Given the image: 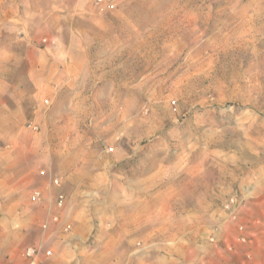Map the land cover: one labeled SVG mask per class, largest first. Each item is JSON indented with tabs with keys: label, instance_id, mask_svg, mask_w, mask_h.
Segmentation results:
<instances>
[{
	"label": "rangeland",
	"instance_id": "374dc122",
	"mask_svg": "<svg viewBox=\"0 0 264 264\" xmlns=\"http://www.w3.org/2000/svg\"><path fill=\"white\" fill-rule=\"evenodd\" d=\"M72 69L90 73L75 82L91 115L78 131L63 121L75 95L55 108L44 92ZM97 136L128 177L175 181L264 158V0H0V240L13 228L19 249L34 243L33 195L49 185L23 182L13 198L6 157L19 168L20 150L58 157Z\"/></svg>",
	"mask_w": 264,
	"mask_h": 264
},
{
	"label": "crops",
	"instance_id": "0c3cea01",
	"mask_svg": "<svg viewBox=\"0 0 264 264\" xmlns=\"http://www.w3.org/2000/svg\"><path fill=\"white\" fill-rule=\"evenodd\" d=\"M84 74L90 73L60 70L57 80L44 87L51 107L56 108L64 95H75L69 103L72 113L63 121L73 122L76 131L91 116L90 104L81 99L85 88L75 85ZM92 141L94 149L78 148L58 157L20 150L19 168L6 157L3 186L13 198L26 182L49 184L44 200L34 206L43 211L42 224L58 214L57 197H68L61 224L51 222L46 239L41 229L36 231L34 243L26 247L42 244L40 264H264V158L241 171H196L175 181L154 171L143 177L131 172L128 177L117 161L98 150L99 137ZM43 162L45 174L38 171ZM56 176L61 185L54 187L50 183ZM232 195L243 201V231L223 209ZM26 216L23 208L15 226L19 228ZM20 233L13 228L3 233L0 264H28L18 248Z\"/></svg>",
	"mask_w": 264,
	"mask_h": 264
},
{
	"label": "built area",
	"instance_id": "2783aa9c",
	"mask_svg": "<svg viewBox=\"0 0 264 264\" xmlns=\"http://www.w3.org/2000/svg\"><path fill=\"white\" fill-rule=\"evenodd\" d=\"M50 184L54 186H60L61 181L60 179H52ZM33 199L38 203L41 202L42 201L41 192H35L33 195ZM67 204H68V197L65 194H60L56 200V208L58 214L51 215L50 218L42 224L41 230L44 235V239L47 238V235L50 232L51 222L57 225L61 224L62 222L61 213L67 209ZM242 207H243V201L240 200L236 195H232L228 197L223 204V209L226 212L228 219L237 224L239 231L244 230V225L239 223V211ZM69 229L70 226L65 227L66 231H69ZM241 240L246 241L247 239L245 237H242ZM41 250H42V244L35 247H28L25 250V257L28 261V264H40Z\"/></svg>",
	"mask_w": 264,
	"mask_h": 264
}]
</instances>
